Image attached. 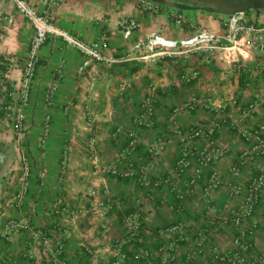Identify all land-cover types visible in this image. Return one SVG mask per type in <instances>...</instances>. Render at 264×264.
<instances>
[{"label":"crops","instance_id":"obj_1","mask_svg":"<svg viewBox=\"0 0 264 264\" xmlns=\"http://www.w3.org/2000/svg\"><path fill=\"white\" fill-rule=\"evenodd\" d=\"M26 1L78 41L105 34V53L119 59L138 38L153 33L183 38L207 29L224 38L225 48L173 59L146 60L135 53L111 66L91 60L83 67L85 54L51 35L39 49L18 141L3 108L17 103L33 26L13 2H5L0 20V264H51L42 236L51 246L62 242L63 259L70 264H264V187L251 215L244 217L242 211L250 181L264 170V152L253 149L240 132L257 130L264 141V35L241 33L237 43L227 42V18L195 6L178 9L184 12L179 20L162 6L152 8L140 0ZM243 17L248 26H264V11L251 9ZM127 19L138 22L129 39L120 27ZM60 62L56 95L45 107L44 92ZM190 70H197L198 77L182 81ZM125 81L131 88L119 92ZM203 98L207 104L185 107ZM146 99L153 108L149 128L133 123ZM46 114L50 129L42 155L38 144ZM211 123L221 126L211 137L190 136L192 128ZM130 134L137 139L133 148ZM151 147L156 154L147 174L155 186L145 189L136 173L122 178L106 171L113 164L137 171ZM214 148L220 155L204 166ZM20 151L28 158L30 176L28 192L18 204ZM212 178L218 186L206 192ZM106 198L113 200L106 209L93 207ZM55 207L66 210L51 214ZM232 212L240 215L238 225L226 221ZM124 215L139 222L134 238L122 224ZM175 225L178 231L169 232ZM241 230L247 235L237 243ZM168 244L174 246L171 254L163 249ZM213 253L224 260L213 261Z\"/></svg>","mask_w":264,"mask_h":264},{"label":"built area","instance_id":"obj_2","mask_svg":"<svg viewBox=\"0 0 264 264\" xmlns=\"http://www.w3.org/2000/svg\"><path fill=\"white\" fill-rule=\"evenodd\" d=\"M11 1L14 3L16 8L31 22L33 26V34L30 39L29 48L25 57L24 65L22 68V76L20 86L17 90V103L14 108L4 107L3 108V115L9 119L15 130L17 140L19 141L22 137L24 132L23 120H24V109L29 101V89L30 84L35 76L36 66L39 62V49L45 43L49 36H61L63 37L68 43L73 44L78 50H80L87 59L83 62V67L89 65L91 60L98 61L105 66H111L115 63H118L122 60H129L132 59L135 53H140V58L151 60L156 59L159 57H167L173 59L179 56H185L192 52L196 51H203L209 52L213 48L217 49H224L225 46L222 44V39L219 34L207 29H200L196 33L192 34L189 37L183 38H169L161 33H153L146 35L144 37L138 38L135 42L132 43L130 52L127 54L126 57L122 59L116 58L113 55L106 54L105 50L108 48V40L105 34L100 35L96 40L91 42H81L74 38L68 36L65 32L58 30L46 16L39 15L37 9L34 4H30L26 0H0V20L2 18L1 8L2 5L7 2ZM37 3H42L45 5L52 4L55 0H35ZM152 7V6H150ZM173 14V12H170ZM179 16V15H178ZM243 13H238L231 15L227 18V34L225 40L230 43H237L238 42V35L243 33L244 35H253L255 34L258 37L264 35V26L260 27H253L248 26L243 21ZM181 16H179V20ZM120 27L123 31V37L125 39H129L134 29L138 27V22L134 19H127L120 23ZM246 37V36H245ZM218 45V46H216ZM262 45H260L261 47ZM63 67V62H60L53 74V81L50 82L45 89L43 103L45 107H49L56 95L57 91V83L61 76V70ZM198 77L197 70H190L185 74H182L181 80L184 82H191ZM132 83L130 81L121 82L119 85V92L125 91L131 88ZM208 103V100L203 98L200 100H192L188 103L185 107L190 108L193 107L195 104L205 105ZM142 112L137 114L134 119L133 123L137 126L149 128L152 125L151 121V114H152V104L149 99H146L141 104ZM253 105L249 106V109H252ZM86 113L89 112L88 105L85 106ZM178 110L176 111V113ZM49 123H50V115L46 114L44 117V125L42 129V134L39 139V148L43 155L44 148L46 146V142L49 135ZM221 128L220 124L211 123L210 125H197L196 127L192 128L189 131L190 136L197 137L201 134H205L208 137H211L212 134ZM120 129H117L119 132ZM243 139L252 144V148L256 150H261L264 152V141L261 138L260 132L257 130L254 131H240ZM131 141L129 146L131 148L135 147L137 143L136 136L134 134H130ZM92 143V141L90 142ZM68 150V147L65 148V151ZM221 153L219 148H214L211 153L205 157L202 161V164L206 166L209 164L214 158L216 159ZM156 154L155 147H151L149 149V157L147 162L141 166L137 171L134 168H122L117 164L109 165L106 167V171L116 175L118 177H131L136 173V180L137 182L142 185L145 189H149L156 185V182L152 181L148 176V169L151 167L152 160L154 155ZM20 160L22 162V184L20 188L14 195L15 201L20 204L23 199L25 198L28 192V185L27 180L30 176V166L28 158L26 157L23 151H20ZM185 164L184 159L178 160V165L183 166ZM237 169L234 168V171ZM43 172L40 175L43 176ZM199 178V173L197 174L196 178H192L189 181V185L192 186L195 184V181ZM218 179L212 178L210 183L206 186V192L215 189L218 186ZM264 187V170H261L260 173L255 176L249 183L248 186V194L245 199L244 206L242 207L243 216L249 217L254 209V204L257 203L259 199L260 190ZM238 190L233 188L232 192L235 193ZM187 193L191 192V189L186 191ZM92 195L95 194L94 191L91 193ZM113 200L110 198H106L105 200L98 201L94 208L99 209H106L107 204H110ZM66 208L62 207H55L52 208L51 214H60L61 212H65ZM32 212H35V209L32 208ZM230 223L238 225L240 223V215L236 212H232L228 217L227 220ZM122 224L125 227L127 234L130 238H134L137 236L139 231V222L135 218L134 215H124L122 217ZM179 226L175 225L168 229L169 232L174 233L178 231ZM38 235H41L38 232ZM247 232L241 230L239 231V237L236 239V242L239 243L240 240L245 239ZM42 242L45 244L46 248L48 249V260L51 264H70L63 259V246L62 242L57 243L56 245L51 246L48 238L42 236ZM163 249L171 254L174 251L173 244H168L163 247ZM213 261H223L224 256L213 253L212 254ZM260 262H264V258L260 259ZM160 264H165L164 262ZM212 264V263H209Z\"/></svg>","mask_w":264,"mask_h":264},{"label":"water","instance_id":"obj_3","mask_svg":"<svg viewBox=\"0 0 264 264\" xmlns=\"http://www.w3.org/2000/svg\"><path fill=\"white\" fill-rule=\"evenodd\" d=\"M177 3V4H175ZM199 5L200 9L207 10V7H212L213 10H209L213 14L224 16L225 18L238 13H245L248 10L264 11V0H163L162 2L151 1L152 6L160 5L165 8L169 13L173 12L183 17L184 12H180L178 9L190 7L184 6L188 4ZM179 4L182 6L180 7Z\"/></svg>","mask_w":264,"mask_h":264},{"label":"flooded vegetation","instance_id":"obj_4","mask_svg":"<svg viewBox=\"0 0 264 264\" xmlns=\"http://www.w3.org/2000/svg\"><path fill=\"white\" fill-rule=\"evenodd\" d=\"M151 1L162 2L163 0H140L139 3L145 4V6H149L150 7V6H152L150 4ZM175 4H177V3H175ZM179 6L181 7L182 5L179 4ZM184 6H192V4L189 3L188 5H184ZM152 7H154V6H152ZM195 7H200V6L199 5H195ZM206 9L207 10H213L212 7H207Z\"/></svg>","mask_w":264,"mask_h":264},{"label":"trees","instance_id":"obj_5","mask_svg":"<svg viewBox=\"0 0 264 264\" xmlns=\"http://www.w3.org/2000/svg\"><path fill=\"white\" fill-rule=\"evenodd\" d=\"M153 8V7H152ZM132 63L131 62H127L125 63L126 66H130ZM140 65H135L134 67H132L131 69V73L137 71L139 69ZM2 157H3V146L0 145V165H1V161H2Z\"/></svg>","mask_w":264,"mask_h":264}]
</instances>
